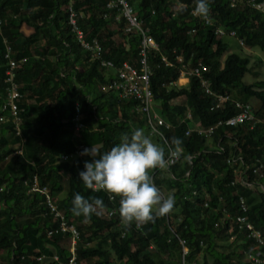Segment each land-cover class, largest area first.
Returning <instances> with one entry per match:
<instances>
[{
  "label": "trees",
  "instance_id": "16d2710c",
  "mask_svg": "<svg viewBox=\"0 0 264 264\" xmlns=\"http://www.w3.org/2000/svg\"><path fill=\"white\" fill-rule=\"evenodd\" d=\"M106 1L71 3L81 15L79 25L105 51L102 58L115 66L122 61L135 65L140 36L123 33V18L116 23L101 17ZM127 1L133 4L141 27L147 28L161 55L172 63L165 66L158 54H147V88L152 101L158 102L154 111L167 124L160 125L159 130L169 145L173 137L180 138L184 156L193 155L190 162L181 157L170 170L150 173L164 196L175 197L166 223L171 245H178V249H170L167 256L164 217L126 227L119 217V198L110 199L104 191L87 189L80 180L84 163L94 159L81 155L83 150L93 147L103 154L134 128H143L156 143L158 138L149 133L144 113L136 110L137 100L117 96V91L108 87L112 71L90 59L74 40L66 19L68 0H0V102L6 95L4 70L8 61L3 42L9 47V58L19 61L13 79L20 95L15 99L17 129L10 116L0 122V264H68L69 233H46L58 228L59 218L47 214L42 195L28 192L29 184L24 181L30 182L33 176L52 196L62 193L55 198L57 210L78 232L72 264H178L174 256L182 248L176 236L187 248L185 261L194 264H253L240 259L256 251L264 255V245L247 233L236 232L233 224L241 196L248 205L249 219L264 235V178L244 166L253 189L240 183L231 185L232 168L224 158L228 147L233 150V146L225 144L220 153L209 151L204 137L194 133L184 136V125L180 124L186 107L195 123L207 126L235 112L232 100L249 102L248 98H253L252 112L258 122L251 128L246 123L219 127L214 137L223 135L226 129V137L236 139L246 165L255 158L264 161V81L245 83L242 78L249 71L248 58L213 33L216 26L232 30L245 48L257 47L264 54L263 13L249 0H210L212 23L207 25L191 13L195 0ZM180 4L186 9L181 10ZM176 54L181 55V62L175 60ZM197 61L208 68L202 77L206 87L230 96L216 109H210L213 97L204 93L195 76H188L187 85L167 87L179 77L182 65L190 68ZM75 113L81 124L78 133L72 120ZM77 146L78 155L74 153ZM60 155L67 157L60 160ZM192 189H196L194 194ZM76 193L90 200L102 199L105 209L85 223L83 216L71 212ZM230 234L235 235L227 241ZM257 264H264V256Z\"/></svg>",
  "mask_w": 264,
  "mask_h": 264
},
{
  "label": "built area",
  "instance_id": "2783aa9c",
  "mask_svg": "<svg viewBox=\"0 0 264 264\" xmlns=\"http://www.w3.org/2000/svg\"><path fill=\"white\" fill-rule=\"evenodd\" d=\"M250 5L258 9L263 13L264 16V0H249ZM233 3H230L232 5ZM66 19L70 33L73 35L74 40L80 46V48L85 51L90 59L98 61L99 65L102 67H106L112 71L113 77L109 81L108 87H112L117 91V96L123 97H133L137 100L136 110H140L146 116V120L149 126V133L157 137V143L161 144L167 148L170 146L166 141L165 137L159 130L160 125L167 126L166 123L156 114L152 105V97L151 93L147 88L148 84V75H149V67L147 64V54L149 51L154 52L160 56V60L163 62L165 66H172V63L168 61L163 55H161L159 48L153 38L147 33V28L141 27V22L137 15H135L133 11V4L128 2L127 0H107L104 4V11L101 14V17L104 19H110V21L118 22L120 18H123L126 26L123 27L125 33L137 34L140 36V50L138 52V61L135 65L130 64L127 61H122L119 65L112 64L111 61L106 60L101 57L102 52H105L102 46L99 44L98 40L95 37L89 36L79 25L78 19L80 18V14L77 13L72 6L71 0H68V3L65 5ZM193 13V11H191ZM205 22V21H204ZM206 23V22H205ZM210 25V23H206ZM214 35L219 36L220 38L227 40L231 38L234 45L243 47L242 39L237 38L235 33L232 30H226L220 26H216L213 28ZM4 43L5 54L4 58L7 61V67L4 70L5 77V91L6 95L0 102V122L6 121L7 116L12 117V123H14L15 128L19 124V118L17 116V108L15 104V99H17L20 95L17 90L16 82L13 79L14 70L17 68V64L19 61H14L9 58L8 45ZM22 58L20 61H23ZM175 60L177 62H181V55L176 54ZM264 69V66H263ZM208 70L207 66L204 65L201 61H197L190 68H186L185 66H181L179 70V77L174 81L168 83L167 87L177 88L180 87L178 79L180 77H185L186 81L188 80V76H195L200 80L201 85L204 87V93L207 95H211L213 97L214 102L212 103L210 109L218 108L222 103L230 98L227 94L215 93L210 88L206 87V81L202 78L203 72L205 73ZM233 107L235 112L223 119H219L216 122L207 125L200 126L196 121L192 120L191 112L186 108L184 112V116L180 120L181 126H183V134L184 136H188L191 133H194L197 136L204 137L205 143H207V150L213 149L215 153H220L224 151L223 143L227 142L233 150H230L228 147V153L224 158L225 163L232 168V173L234 179L230 181V184L240 183L249 189H253L254 185L251 181L246 180V176L244 175V168L249 169L255 176L258 178H264V161L260 158H255L251 164H245L242 160V156L239 153L237 148L236 139H229L230 136L226 137V134H229L226 129H223L221 136L215 139L214 132L219 127H236L242 124H248L249 128H251L255 123L258 122V119L253 116L252 106L248 102H241L237 100H232ZM6 111V113H5ZM77 111V110H76ZM74 122L75 132L78 133L81 130V124L78 122V114L75 113L72 118ZM18 133V130L16 131ZM225 137V138H223ZM215 139V140H214ZM223 139V140H222ZM212 147V148H211ZM80 146H77L74 150V153L78 155ZM193 155H188V161ZM66 155H60V160L66 159ZM158 170V169H156ZM153 170V171H156ZM152 171V172H153ZM188 171L185 173L187 175ZM24 184H29L28 192H37L43 196V201L47 208V214L52 218H59L58 228L54 230H47V234H51L54 232H68L69 233V252L70 257L68 259V264L73 263L74 259V247L76 241L78 240V232L73 226V224H66L63 221L62 216L56 207L55 196L49 194L46 186H40L35 176L32 177L30 182L27 180L24 181ZM189 187V185H187ZM262 188L261 186H259ZM161 192V190H160ZM196 189L191 190V194H194ZM162 193V192H161ZM110 198V196H109ZM111 199V198H110ZM238 204V214L234 217L233 224L236 226V232L247 233V236H251L255 238L259 244L264 245V235L261 233V230L256 228L254 224L248 217V205L244 201V198L239 196L237 200ZM203 205L206 206V201L203 202ZM225 216H228L227 212L222 209ZM166 216V215H165ZM166 218V217H164ZM166 220V219H165ZM167 221V220H166ZM165 221V222H166ZM167 225V223H166ZM137 227V225H136ZM166 230H170L168 225L165 227ZM233 225L230 226L229 230H232ZM235 234H230L229 239H233ZM178 244L181 246L182 250L177 256L178 264H194V261L186 262L184 259V255L187 252V248L184 245V241L176 236ZM258 248V247H257ZM256 248V249H257ZM262 256H264L261 252L256 251L255 253H247L242 256L240 260L246 259L253 264H257L261 261ZM38 260L41 257L37 258ZM52 259H56V256L53 255Z\"/></svg>",
  "mask_w": 264,
  "mask_h": 264
},
{
  "label": "clouds",
  "instance_id": "9594fccd",
  "mask_svg": "<svg viewBox=\"0 0 264 264\" xmlns=\"http://www.w3.org/2000/svg\"><path fill=\"white\" fill-rule=\"evenodd\" d=\"M179 7L186 9L183 4ZM192 14L206 23H212L210 0H195ZM182 144L180 138L173 137L166 150L163 145L154 142L143 128H134L103 154L93 147L83 150L81 155L94 159L84 163V171L79 173L80 180L87 189L104 191L112 199L119 198L118 212L124 226L130 227L133 223L146 225L158 217H166L174 209V195L164 196L150 173L156 169L170 170L181 157L187 160ZM97 156L99 158L95 159ZM104 209V202L99 198L90 200L76 193L72 200V214L83 216L85 223L91 221L93 214L99 215Z\"/></svg>",
  "mask_w": 264,
  "mask_h": 264
},
{
  "label": "rangeland",
  "instance_id": "374dc122",
  "mask_svg": "<svg viewBox=\"0 0 264 264\" xmlns=\"http://www.w3.org/2000/svg\"><path fill=\"white\" fill-rule=\"evenodd\" d=\"M111 28H115V26L113 25H111ZM123 33H125V31L123 30ZM230 41H232V39L231 38H228V42H230ZM229 46H230V44H229ZM237 45H234V46H230V48L233 50V51H236L237 53H239L240 55H242V56H246L247 58H248V66H249V71H248V73H245L244 74V76H243V78H242V80L245 82V83H249V82H252V81H259V80H262V81H264V71H263V66H264V54H263V52L259 49V48H257V47H251V48H249V47H247V48H245V46H243V47H241V46H237ZM185 78H183V77H180V79H179V83H184L185 81ZM248 103L250 104V105H252L253 103H254V99L253 98H248ZM152 105H153V107L155 108V109H157V107H158V102L157 101H153L152 102ZM225 144H228L227 142H225V143H223V145L225 146ZM226 147H228V146H226ZM65 182L63 183V186L64 187H66L65 185ZM62 195V193L61 194H57V195H55V198L56 197H60ZM251 196H252V194H251ZM253 203V202H252ZM166 219V218H165ZM164 219V220H165ZM164 226L165 227H167V225H166V222L164 221ZM168 233H169V230H167L166 231V235H167V241H168V243H169V246H168V254H167V256L168 255H170L169 254V250L170 249H173V250H177L178 249V245L177 246H173V245H171V241H170V238H169V235H168ZM227 241H229L230 239L229 238H227L226 239ZM236 253H238L240 250L239 249H237L236 248ZM1 254H3V253H1ZM174 257H177V255H175ZM196 259H199V257L196 255ZM3 260L2 259H0V263L2 262ZM212 264H215V263H212Z\"/></svg>",
  "mask_w": 264,
  "mask_h": 264
},
{
  "label": "crops",
  "instance_id": "0c3cea01",
  "mask_svg": "<svg viewBox=\"0 0 264 264\" xmlns=\"http://www.w3.org/2000/svg\"><path fill=\"white\" fill-rule=\"evenodd\" d=\"M230 44L231 45H233V42H230ZM183 78H185V77H183ZM185 82L184 83H179V84H181L180 86H184V85H187L188 84V80L186 81V79L184 80ZM187 108V107H186ZM185 108V109H186ZM206 145H207V143H205ZM208 146V145H207Z\"/></svg>",
  "mask_w": 264,
  "mask_h": 264
},
{
  "label": "bare ground",
  "instance_id": "6f19581e",
  "mask_svg": "<svg viewBox=\"0 0 264 264\" xmlns=\"http://www.w3.org/2000/svg\"><path fill=\"white\" fill-rule=\"evenodd\" d=\"M180 79V78H179ZM179 79H178V82H179Z\"/></svg>",
  "mask_w": 264,
  "mask_h": 264
},
{
  "label": "water",
  "instance_id": "95a60500",
  "mask_svg": "<svg viewBox=\"0 0 264 264\" xmlns=\"http://www.w3.org/2000/svg\"><path fill=\"white\" fill-rule=\"evenodd\" d=\"M166 220H167V217H166Z\"/></svg>",
  "mask_w": 264,
  "mask_h": 264
}]
</instances>
